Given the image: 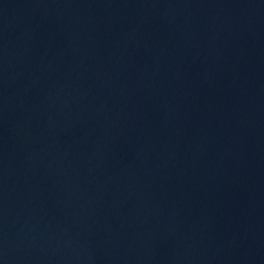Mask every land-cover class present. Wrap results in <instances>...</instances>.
<instances>
[{
	"label": "water",
	"instance_id": "1",
	"mask_svg": "<svg viewBox=\"0 0 264 264\" xmlns=\"http://www.w3.org/2000/svg\"><path fill=\"white\" fill-rule=\"evenodd\" d=\"M0 264H264V0H0Z\"/></svg>",
	"mask_w": 264,
	"mask_h": 264
}]
</instances>
